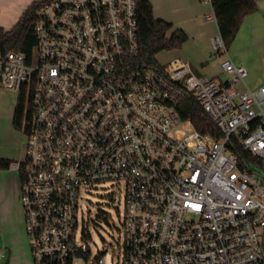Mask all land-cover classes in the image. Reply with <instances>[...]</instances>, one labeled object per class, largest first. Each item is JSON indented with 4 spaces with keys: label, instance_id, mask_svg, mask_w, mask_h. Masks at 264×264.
Here are the masks:
<instances>
[{
    "label": "built area",
    "instance_id": "built-area-1",
    "mask_svg": "<svg viewBox=\"0 0 264 264\" xmlns=\"http://www.w3.org/2000/svg\"><path fill=\"white\" fill-rule=\"evenodd\" d=\"M136 7L47 0L34 54L0 45V90L29 99L25 154L9 169L33 264H106L78 213L83 191L108 182L125 190L122 264H264V85L231 58L225 81L180 56L141 63ZM210 47L227 51L219 33ZM189 97L220 136L182 117ZM183 123L193 130L175 133Z\"/></svg>",
    "mask_w": 264,
    "mask_h": 264
},
{
    "label": "rangeland",
    "instance_id": "rangeland-1",
    "mask_svg": "<svg viewBox=\"0 0 264 264\" xmlns=\"http://www.w3.org/2000/svg\"><path fill=\"white\" fill-rule=\"evenodd\" d=\"M34 0H0V27L11 29L18 21L26 7ZM170 1V5L168 4ZM189 0H160V5L171 6L183 13L188 8ZM203 1V0H202ZM205 3V2H204ZM211 7L210 0L205 3ZM251 41V40H250ZM241 41L238 38L230 45V49L236 52L240 58H247L246 69L248 75L245 78L249 84L252 76L264 79V42L253 39L252 42ZM248 43L244 45V43ZM177 51L178 48L163 50L156 55V59L167 63L177 54L189 57L188 49ZM208 53L210 68L219 69L220 62L229 58L228 50L222 53ZM200 66V65H199ZM222 80H228L229 76L221 74ZM18 101V95L12 91L0 90V158L18 160L25 154V134L22 129L13 125L14 110ZM193 127L189 124H181L175 133H189ZM18 174L10 169L0 168V194L10 190L11 185H16ZM124 199L125 190L122 184L103 183L86 189L82 193L81 207L78 213L80 233L84 230L89 235V246L92 256L96 257L107 248L103 254L106 264H122L124 254ZM21 211H0V250L11 255L20 264H33L30 248V240L25 228L20 223Z\"/></svg>",
    "mask_w": 264,
    "mask_h": 264
},
{
    "label": "trees",
    "instance_id": "trees-1",
    "mask_svg": "<svg viewBox=\"0 0 264 264\" xmlns=\"http://www.w3.org/2000/svg\"><path fill=\"white\" fill-rule=\"evenodd\" d=\"M47 0H34L21 14L14 26L5 30L0 27V45L6 44L10 49L20 51L31 56L35 52L36 37L34 26L37 11L41 4ZM216 19L218 32L223 37L227 50L234 41L244 17L257 10V0H210ZM138 20V60L143 64L156 63L157 53L163 50L181 47L187 40V33L175 28L174 24L158 18L154 14L150 0H137ZM29 99L26 93L18 96L14 110L13 125L28 132L30 115L27 114ZM180 112L184 119H190L194 127L201 132L212 131L216 136L220 132L200 104L192 97L182 101ZM13 159L0 158V168H9Z\"/></svg>",
    "mask_w": 264,
    "mask_h": 264
},
{
    "label": "crops",
    "instance_id": "crops-1",
    "mask_svg": "<svg viewBox=\"0 0 264 264\" xmlns=\"http://www.w3.org/2000/svg\"><path fill=\"white\" fill-rule=\"evenodd\" d=\"M150 1L152 2L156 17L173 23L175 28L184 30L188 35V40L179 47L177 51H181V49L186 48L185 46L188 45L189 57L187 58L182 54H177L176 56L188 60L197 73L214 77L216 80L222 81L221 74L223 73L221 69L210 68L207 60L208 53L209 55L211 54L210 39L212 36L219 33L212 6L207 7L205 5V3H207L206 0H189L188 8L183 9V13H180L179 10L169 6L170 1L168 3L169 5L165 4V6L160 5V0ZM167 1L168 0H166V2ZM238 38H240L241 41L251 40L250 43L253 39L264 42V0H257V10L244 17L234 40L236 41ZM246 44L248 43L245 42L244 45ZM228 53L229 58L234 60L237 64L246 67L247 58H240L236 55V52L230 48L228 49ZM248 85L251 88H259L264 85V79L261 80L257 76H252ZM20 184L21 179L18 175L17 184L11 185V195L10 190H7L4 194H0V211H21L20 223H22L21 225H23L24 229L23 210L19 199ZM12 258L13 257L9 254L4 264H20L16 259Z\"/></svg>",
    "mask_w": 264,
    "mask_h": 264
},
{
    "label": "water",
    "instance_id": "water-1",
    "mask_svg": "<svg viewBox=\"0 0 264 264\" xmlns=\"http://www.w3.org/2000/svg\"><path fill=\"white\" fill-rule=\"evenodd\" d=\"M103 252H105V250Z\"/></svg>",
    "mask_w": 264,
    "mask_h": 264
}]
</instances>
